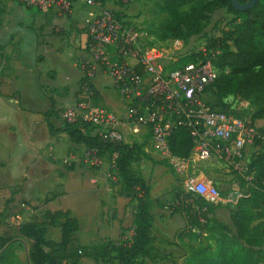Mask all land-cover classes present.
Returning <instances> with one entry per match:
<instances>
[{"label":"crops","instance_id":"crops-1","mask_svg":"<svg viewBox=\"0 0 264 264\" xmlns=\"http://www.w3.org/2000/svg\"><path fill=\"white\" fill-rule=\"evenodd\" d=\"M105 8L123 19L129 15L127 7L110 0ZM91 12L100 13L75 5L69 16L59 17L53 12L42 13L11 0H0V235L15 238L18 262L24 263L25 254L31 264L32 242L19 238L18 230L23 224L45 222L48 239L62 241L60 226L49 225L47 214H70L80 227L74 238L91 249L117 245L130 233L133 205L119 194V180L110 177L111 164L117 156L102 158L100 170L88 168L83 162L87 150L71 146L66 138L54 137L46 116L54 109L57 116L51 122L55 128H62L66 121L64 112L85 98L78 61L87 53ZM93 86L99 93V103L117 116L126 115V106L118 101L106 75L101 74ZM132 130L127 124L119 128L126 143L128 133L134 142L149 143L147 130L141 128L139 134ZM151 162L159 163L158 168L163 166L162 161L148 156L135 168H139L151 188L150 210L155 216L156 240L148 248L150 260L139 258L136 264H169L165 258L167 248L160 237L170 221L169 213L163 209L165 195L176 180L171 175L162 185L160 176L152 179L146 171ZM206 173L211 176L207 170ZM83 264L95 262L88 258Z\"/></svg>","mask_w":264,"mask_h":264},{"label":"trees","instance_id":"trees-1","mask_svg":"<svg viewBox=\"0 0 264 264\" xmlns=\"http://www.w3.org/2000/svg\"><path fill=\"white\" fill-rule=\"evenodd\" d=\"M158 1L157 8L170 16V20L164 22L161 28L164 40L168 42L182 40L185 43L188 39L201 37L206 39L208 51L220 53L213 59L209 57L219 75L205 92L207 104L214 111L233 113L241 117L230 110L226 100L230 97L248 98L251 94L256 99L254 105H257L252 121L264 122V0H259L246 12L236 10L232 0ZM250 1L238 0L241 5ZM186 7H189V10L182 12ZM221 11L232 19L222 28L220 36L206 37L213 16ZM115 16L125 21L121 15ZM126 23L132 26L131 23ZM199 59L200 56H186L175 68ZM83 83L84 80L81 86ZM94 92V100L99 102V93L95 89ZM208 95L214 98L213 105L209 104ZM46 116L51 134L58 140L66 138L71 146H82L87 152L95 151L100 158L117 156L113 172L117 174L121 186L119 194L133 205V219L129 228L134 235L131 242L123 241L117 245L110 243L91 249L83 247L74 238L80 227L78 221L70 214H47L45 219L49 225L60 226L62 241L55 243L48 239L45 222L21 225L18 230L19 238L32 242L30 263L83 264V261L89 258L94 260L95 264L100 262L112 264L114 261L118 264H136L139 258L149 259L151 254L148 248L156 240L153 227L155 216L150 210V206L153 205L150 197L151 188L139 168H135L142 160L148 159L145 152L148 143L105 142L95 127L81 120L65 121L63 127L57 129L51 122L57 116L55 110L52 109ZM261 131L264 132V127ZM169 146L175 157L188 160L193 154L194 142L188 130L179 127L169 139ZM160 164L170 169L166 162ZM249 170L254 174L252 186L248 189L247 196L240 199L235 206L219 208L205 201L201 202L200 208L207 209L201 215L206 222L204 225L200 224L196 214H189L192 229L188 231L184 229L185 235L210 240L208 246L192 251L188 264H260L261 250L258 248L260 249L263 242L258 236L259 228L254 226V223L264 218V152L252 157ZM239 182L241 188H245V182L242 179H239ZM179 191V187L173 190V198L178 196ZM171 214L181 217L180 211ZM185 227L187 226L184 224ZM195 228L198 232L193 231ZM15 251V238L0 235V264H17Z\"/></svg>","mask_w":264,"mask_h":264},{"label":"built area","instance_id":"built-area-1","mask_svg":"<svg viewBox=\"0 0 264 264\" xmlns=\"http://www.w3.org/2000/svg\"><path fill=\"white\" fill-rule=\"evenodd\" d=\"M11 1L59 17L69 16L75 5L100 11L90 14L87 53L78 61L85 98L67 109L63 118L95 127L105 142H125L119 131L124 124L133 127L136 134L141 128L147 130L150 141L145 147L146 154L166 162L180 188L178 196L166 203L164 210L180 211L185 230L192 229L189 214H196L201 225L206 223L201 215L207 209L200 208L201 202L229 208L247 196L254 176L249 164L255 154L262 152L264 132L248 116L217 112L207 104L205 92L219 75L209 57L213 59L219 52L208 51L204 43L199 51L189 53L182 40H171L166 47L149 46L145 33L105 8L107 0ZM189 55L200 59L175 68ZM101 74L111 79L118 101L126 106L125 116H117L94 100L93 82ZM179 127L186 128L193 138V154L188 160L175 157L170 150L169 139ZM101 160L95 151L87 152L83 158L88 168L97 170L102 168ZM210 163L222 164L238 181L245 182V188L224 194L219 183L206 173L205 167ZM65 165L71 166L68 161ZM114 170L113 161L110 177L117 181ZM193 231L198 232L197 228ZM133 235L130 230L124 241L131 242Z\"/></svg>","mask_w":264,"mask_h":264},{"label":"rangeland","instance_id":"rangeland-1","mask_svg":"<svg viewBox=\"0 0 264 264\" xmlns=\"http://www.w3.org/2000/svg\"><path fill=\"white\" fill-rule=\"evenodd\" d=\"M111 3L120 5L122 7H127L126 11L129 12V15L125 17V21L131 23L133 27L139 31L146 34V43L149 46L156 47H166L168 44V40H164L161 28L164 22L170 20V16L167 12L159 10L157 8L158 0H132L131 3H125L123 0H110ZM138 4V5H137ZM189 7L183 8L182 12H187ZM231 16H227L224 11H221L213 16L212 24L207 29L205 34L206 37H214L220 36V32L222 28L227 24L229 20H231ZM206 39L194 38L188 39L185 44V50L187 52H197L200 50V47L204 45ZM110 81L111 79L108 78ZM208 102L210 105L214 104V98L211 95H208ZM256 101L255 97L250 94L248 98L246 97H230L226 100V104L230 108L231 111H234L237 115L248 116L252 119L253 115L257 110V105H254ZM255 126L261 130L264 127V122L262 120H256ZM131 133L127 135V141L129 143H133L134 139L130 136ZM260 150L264 152V143L260 146ZM153 161L160 162L161 159L156 155H150ZM159 163L151 162V164H147V175L152 179L154 176H160L162 178V185L167 181V178H170L172 175L176 182L165 195L167 197L165 199L164 205L173 199V190L178 187V182L175 177V174L166 166H162L158 168ZM160 166V165H159ZM207 172L211 177L219 183V188L225 194L233 189H241V182H239L234 174L229 173L227 169L224 168L222 164L210 163L207 165ZM218 177V178H217ZM161 183V182H160ZM175 187V188H174ZM169 227L165 229V232L162 233V237L160 240L163 244L166 245V250L168 252V256L165 258L168 260L169 264L173 261H176L177 264H188V258L190 257L193 250L208 246L209 238H200V237H191L186 236L184 227V221L182 217L168 212ZM170 217V218H169ZM179 217V219H177ZM166 218L165 216L163 217ZM254 226H258L259 228V238H261L263 244L258 248L261 250L260 264H264V218L256 221ZM169 247V248H168ZM22 258L24 259V263L18 262L17 264H28L26 260L25 254H23Z\"/></svg>","mask_w":264,"mask_h":264},{"label":"water","instance_id":"water-1","mask_svg":"<svg viewBox=\"0 0 264 264\" xmlns=\"http://www.w3.org/2000/svg\"><path fill=\"white\" fill-rule=\"evenodd\" d=\"M232 2L236 10L241 11V12H246L252 9V7H254L259 2V0H251L249 3L245 5L239 4L238 0H232Z\"/></svg>","mask_w":264,"mask_h":264}]
</instances>
